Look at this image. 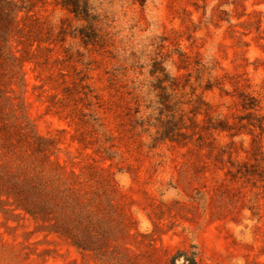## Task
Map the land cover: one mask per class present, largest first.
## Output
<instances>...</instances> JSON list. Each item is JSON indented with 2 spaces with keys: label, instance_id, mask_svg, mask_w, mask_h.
<instances>
[{
  "label": "rangeland",
  "instance_id": "rangeland-1",
  "mask_svg": "<svg viewBox=\"0 0 264 264\" xmlns=\"http://www.w3.org/2000/svg\"><path fill=\"white\" fill-rule=\"evenodd\" d=\"M63 3L0 0V264H264V0Z\"/></svg>",
  "mask_w": 264,
  "mask_h": 264
},
{
  "label": "trees",
  "instance_id": "trees-1",
  "mask_svg": "<svg viewBox=\"0 0 264 264\" xmlns=\"http://www.w3.org/2000/svg\"><path fill=\"white\" fill-rule=\"evenodd\" d=\"M62 6L68 9L76 19L86 23V27H84L80 31V36H82V38L87 39V44L88 42H95V39H97L96 29H95V18L91 14V11L88 7V0H64ZM13 189L18 194L24 196L25 195L27 196L28 194L30 196L36 194L34 191H28V186L25 185L23 186L14 185ZM16 206L18 208H23L24 206H29V205L27 203L20 202V205H16ZM38 208H40L43 211L44 210L46 211L48 206L39 201Z\"/></svg>",
  "mask_w": 264,
  "mask_h": 264
}]
</instances>
